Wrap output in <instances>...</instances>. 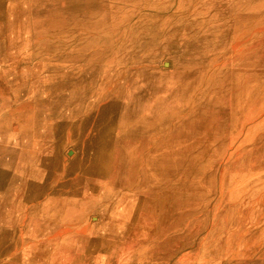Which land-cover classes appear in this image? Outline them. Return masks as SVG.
Returning a JSON list of instances; mask_svg holds the SVG:
<instances>
[{
    "label": "rangeland",
    "instance_id": "obj_1",
    "mask_svg": "<svg viewBox=\"0 0 264 264\" xmlns=\"http://www.w3.org/2000/svg\"><path fill=\"white\" fill-rule=\"evenodd\" d=\"M0 264H264V0H0Z\"/></svg>",
    "mask_w": 264,
    "mask_h": 264
}]
</instances>
